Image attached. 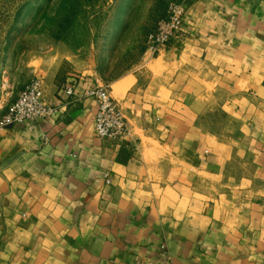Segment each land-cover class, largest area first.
<instances>
[{
	"label": "crops",
	"instance_id": "obj_1",
	"mask_svg": "<svg viewBox=\"0 0 264 264\" xmlns=\"http://www.w3.org/2000/svg\"><path fill=\"white\" fill-rule=\"evenodd\" d=\"M188 2L168 48L107 83L124 141L95 134L83 92L103 82L81 58L41 76L60 116L0 128V264H156L162 246L264 264V0Z\"/></svg>",
	"mask_w": 264,
	"mask_h": 264
},
{
	"label": "rangeland",
	"instance_id": "obj_2",
	"mask_svg": "<svg viewBox=\"0 0 264 264\" xmlns=\"http://www.w3.org/2000/svg\"><path fill=\"white\" fill-rule=\"evenodd\" d=\"M170 1L0 0V78L19 91L81 58L109 84L151 59H141L146 35Z\"/></svg>",
	"mask_w": 264,
	"mask_h": 264
},
{
	"label": "built area",
	"instance_id": "obj_3",
	"mask_svg": "<svg viewBox=\"0 0 264 264\" xmlns=\"http://www.w3.org/2000/svg\"><path fill=\"white\" fill-rule=\"evenodd\" d=\"M188 5V0H171L168 3L164 15L156 20L146 35L143 62L168 48L181 34ZM75 83V80H65L61 82L59 89L67 96H76L75 98L80 99L81 94L76 95L75 92ZM83 96L90 98L95 104L93 122L95 134L116 142L124 141L129 135L128 123L120 106L110 95L109 85L87 87ZM66 105V101L60 99L48 100L44 93L42 77L35 76L18 91L6 111L0 113V128L60 116ZM163 247L160 249L156 264H171L167 250Z\"/></svg>",
	"mask_w": 264,
	"mask_h": 264
}]
</instances>
